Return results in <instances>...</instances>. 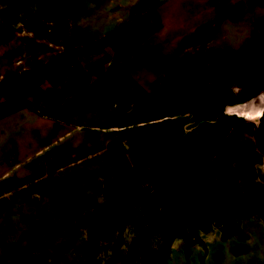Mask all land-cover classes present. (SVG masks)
Segmentation results:
<instances>
[{
    "label": "rangeland",
    "instance_id": "obj_1",
    "mask_svg": "<svg viewBox=\"0 0 264 264\" xmlns=\"http://www.w3.org/2000/svg\"><path fill=\"white\" fill-rule=\"evenodd\" d=\"M253 10L264 0H0V264H264V183L240 153L157 160L174 155L169 117L234 56L224 35L246 58L260 46L228 21Z\"/></svg>",
    "mask_w": 264,
    "mask_h": 264
},
{
    "label": "flooded vegetation",
    "instance_id": "obj_2",
    "mask_svg": "<svg viewBox=\"0 0 264 264\" xmlns=\"http://www.w3.org/2000/svg\"><path fill=\"white\" fill-rule=\"evenodd\" d=\"M255 8L262 9L258 3L254 5L253 9ZM259 12L253 10L255 17H244L240 22L235 17L228 18L232 25L241 23L248 32L244 33L241 45L259 35L260 48H255L251 57L246 58L236 54L240 48L231 44L227 35H224L226 50L234 56L224 65L220 81L207 94L197 96L193 93L190 97H185L187 103L179 106L180 112L169 117L175 121L168 133L174 140L171 146L174 155L172 160L169 157H160L157 159L159 162L181 164L179 160L187 152L186 156L190 158L188 161L194 164L204 163L208 159L207 156H210L214 160L206 162L219 163L223 158L224 163L230 166L234 154L238 152L244 158L243 163H246L247 170L243 171L245 176L247 173L249 175L246 180L254 181L255 190L264 183V14ZM143 17L151 24L158 21V16L152 8H149ZM218 23L214 18L207 22L210 28H215ZM203 26L201 27L205 28ZM199 29L201 30L200 27L197 28ZM252 61L258 64L252 65ZM228 149L235 153L231 154ZM224 151H229L230 154L225 155ZM197 178L199 186L204 184L201 174ZM29 185L30 183L26 182L22 188ZM12 194L13 190L5 189L0 194V201L10 198ZM8 208L7 204H4L2 210L7 211ZM14 209L20 211L19 208ZM32 246L33 237L27 230L18 235L12 249L21 253Z\"/></svg>",
    "mask_w": 264,
    "mask_h": 264
}]
</instances>
